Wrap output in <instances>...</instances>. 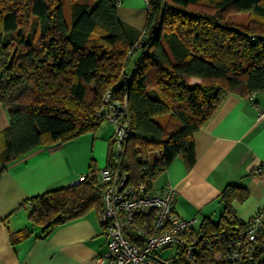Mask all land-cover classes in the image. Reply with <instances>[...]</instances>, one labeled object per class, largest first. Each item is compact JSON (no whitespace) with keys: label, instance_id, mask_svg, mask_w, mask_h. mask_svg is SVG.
Masks as SVG:
<instances>
[{"label":"trees","instance_id":"obj_1","mask_svg":"<svg viewBox=\"0 0 264 264\" xmlns=\"http://www.w3.org/2000/svg\"><path fill=\"white\" fill-rule=\"evenodd\" d=\"M76 1L69 0L67 26L62 0H0V104L9 120L0 134L5 163L95 133L102 124L95 112L107 92L127 106L122 171L132 183L146 177L152 183L178 156L193 165V135L227 96L264 93V0H146L142 32L117 18L113 0H91L92 6ZM141 38L144 44L133 49ZM131 49L143 54L126 75ZM112 157L110 141L106 166ZM90 174L77 186L24 202L31 225L47 234L91 211L99 214L103 187L98 173ZM247 198L244 188L226 186L219 195L220 220L205 219L198 235L225 228L232 204ZM29 235L22 230L10 241Z\"/></svg>","mask_w":264,"mask_h":264},{"label":"crops","instance_id":"obj_2","mask_svg":"<svg viewBox=\"0 0 264 264\" xmlns=\"http://www.w3.org/2000/svg\"><path fill=\"white\" fill-rule=\"evenodd\" d=\"M116 14L125 25L142 32L147 24L146 0H122ZM190 82L199 84L195 78ZM262 110L264 93L249 98L227 96L193 135V165L188 167L178 156L152 181V193L166 186L174 189V212L182 219L195 220V233L205 219L220 220L224 206L219 195L228 185L248 193L245 202L232 204L237 219L246 221L264 210V121L257 118ZM8 125L7 112L0 104V134ZM110 128L99 127L95 133L62 144L38 147L8 163L0 139V264H98L103 258L106 244L96 212L44 234L29 222V205L24 202L66 188L91 170L97 173L107 161ZM22 230L30 235L12 244L11 235Z\"/></svg>","mask_w":264,"mask_h":264},{"label":"built area","instance_id":"obj_3","mask_svg":"<svg viewBox=\"0 0 264 264\" xmlns=\"http://www.w3.org/2000/svg\"><path fill=\"white\" fill-rule=\"evenodd\" d=\"M113 3L119 7L122 0ZM143 44L141 38L133 49H140ZM110 98L106 93L95 112L102 123L113 126L112 161L98 174L103 187L98 219L106 244V253L98 264H261L264 210L246 221L235 215L225 216V228L201 236L193 230L195 220L175 214L172 187L152 193L150 178L129 181L121 168L125 141L130 134L127 106L125 99L119 102ZM257 118L264 121V110ZM158 175L156 172L154 177ZM90 176V172L79 176L69 186H77Z\"/></svg>","mask_w":264,"mask_h":264},{"label":"rangeland","instance_id":"obj_4","mask_svg":"<svg viewBox=\"0 0 264 264\" xmlns=\"http://www.w3.org/2000/svg\"><path fill=\"white\" fill-rule=\"evenodd\" d=\"M82 2H88V1L87 0H79L76 3H82ZM142 6H143V4H142ZM62 8H63V15H64L65 23L67 24V26H70V13H71V10H70L69 0H62ZM235 19L240 21V22H245L246 21V16L245 15H238V16H236ZM132 52L130 53L131 57H130L129 65L127 66V68L125 70L126 75H131V73L134 71L138 61L140 60V58H141V56L143 54V51H141V50L135 51L133 53ZM106 93L103 94L102 98L104 97V95ZM167 117L168 116H163V117L159 118V123L161 125H164L166 120H167ZM110 126L113 128V126L111 124L103 122L101 124L100 128L101 129H105V128L108 127L109 131H110L111 130ZM105 166H106V164H105ZM105 166H103L100 170H102ZM100 170L97 171L98 174H99ZM89 172L87 174H89Z\"/></svg>","mask_w":264,"mask_h":264},{"label":"water","instance_id":"obj_5","mask_svg":"<svg viewBox=\"0 0 264 264\" xmlns=\"http://www.w3.org/2000/svg\"><path fill=\"white\" fill-rule=\"evenodd\" d=\"M260 39H264V37H260ZM126 80H127V79L125 78L124 82H126Z\"/></svg>","mask_w":264,"mask_h":264}]
</instances>
